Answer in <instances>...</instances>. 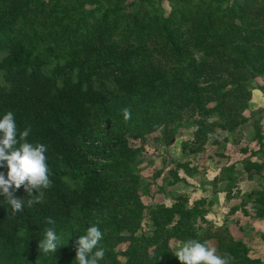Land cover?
<instances>
[{
  "label": "trees",
  "instance_id": "16d2710c",
  "mask_svg": "<svg viewBox=\"0 0 264 264\" xmlns=\"http://www.w3.org/2000/svg\"><path fill=\"white\" fill-rule=\"evenodd\" d=\"M260 80L264 0H0V119L11 111L17 139L30 128L27 142L46 146L52 181L42 203L15 215L0 195V264H77V240L93 225L103 234L98 264H181L170 242L188 240L210 241L230 264H262L226 227L212 230L211 201L177 195L146 206L133 168L144 145L170 146L185 126L187 157L219 147V132L235 144L249 122L264 155V111L250 112L252 91L264 94ZM169 163L170 187L179 170L196 174L183 159ZM0 172L7 177L6 162ZM235 174L229 165L214 179L227 200L238 192ZM15 196L29 198L23 186ZM248 199L264 218V186ZM48 228L57 251L45 254Z\"/></svg>",
  "mask_w": 264,
  "mask_h": 264
},
{
  "label": "rangeland",
  "instance_id": "374dc122",
  "mask_svg": "<svg viewBox=\"0 0 264 264\" xmlns=\"http://www.w3.org/2000/svg\"><path fill=\"white\" fill-rule=\"evenodd\" d=\"M258 83L264 85V80H260ZM260 93L262 94L261 96H264L262 92ZM257 97H258V93H254V99ZM251 99H252V95H251ZM259 108L260 107H255L252 109L250 108V112L258 111ZM261 110H264V108H261ZM249 124L250 122L248 124H245V126L242 129L241 136H239L236 139L235 144H234V140L231 139L230 136L223 135L220 132L218 133L219 144L220 145L223 144L224 147V151L222 152L220 146L218 147L216 145H206L204 152L195 155H189L187 157L188 150L182 146V143L191 139V137H189L190 134L187 131L188 126H185L184 127L185 129L178 131L176 140L172 144H170V146L163 145L160 142L157 143L153 142L144 145L140 153L137 154V156H135L136 162L133 165L135 172L139 176L140 179L139 182L146 189V190L144 189V193L140 191L139 194L142 198V202L146 206H153L158 204L170 205L175 198L174 194L177 192L180 194L182 193L187 194L189 204L200 198L205 197V199H208L212 197V199L215 200V203L213 201L210 212L206 216V220L209 222L210 225L213 226L212 230H215L216 228H220V227H226L228 229V226L235 229V227H237L233 224L236 221L235 219H237L238 222H240L242 221V218L245 217L242 212L243 209L249 213L251 211H252L251 213L254 212L253 203L251 202L252 199H248V195L251 193V191L248 194L245 193L243 194V192H249V190L252 188L249 186L250 185L249 182H248L249 187L246 185L247 183V180L245 179L246 174L248 178H250L252 175L253 176H259V175L253 174L254 172L253 170H249L248 172L243 173L242 176L244 178L238 180L239 182L237 183L238 187L232 189V193L236 194V192L240 188V191H242L241 192L242 195H234V197L227 202L225 200L226 192H224L225 184L223 183L218 184L219 187L218 185L214 186V179L216 178L215 176L220 174V171L223 168H225L224 166L239 162L240 159H242L244 155L248 153V148H246L245 154L242 153L241 149H244V146H248L249 143H251L252 141L251 139L252 133L251 132L248 133L249 132L248 130H250ZM247 136H249V139H247ZM225 138L227 139L226 141L224 140ZM130 144L133 145L134 147L140 146V142L136 140L131 141ZM220 153L224 154L223 157ZM250 157L251 155H249L246 159L248 162L250 161ZM175 158H178L180 160H182L183 158V161H187L190 164V168L196 169V174L194 175L195 177L193 176L194 179L193 177H190L189 179V176L183 173V171L181 170L178 171V174L180 173L181 176H185L190 183L188 184L184 183L180 185L178 188H176V191H174L172 186L170 187V185L167 184V182L172 181V178L171 179L169 178V176H171L169 172L170 169L173 168V165L169 163V161L170 159H175ZM237 168H240V166H238ZM206 169L209 170L207 171ZM212 178L213 181H211L210 184H208L207 182L210 181ZM261 181H259V183L257 184L256 188L258 190H261V188L264 186V181L262 182ZM214 190L216 192V195L212 196ZM210 192L212 193V195ZM252 198H254V196ZM234 206L238 207L237 209L238 215H236L237 218L235 214L233 216H229L230 215L229 211ZM226 222L228 223V226ZM148 226L149 224L147 223L146 219L141 222V227H143L144 229H147ZM228 231L230 233L229 229ZM230 235L232 236L231 233ZM242 242L247 246L250 252V247H251L250 242L248 240ZM248 244L250 247L248 246ZM170 245L171 247L172 246L178 248L180 247L179 243H176L174 241H171ZM126 246L127 244H121L117 248L123 250ZM249 255L250 254L248 253V257L250 259H253V257Z\"/></svg>",
  "mask_w": 264,
  "mask_h": 264
},
{
  "label": "clouds",
  "instance_id": "9594fccd",
  "mask_svg": "<svg viewBox=\"0 0 264 264\" xmlns=\"http://www.w3.org/2000/svg\"><path fill=\"white\" fill-rule=\"evenodd\" d=\"M125 121L131 118L128 109L123 110ZM30 128L19 133L17 139V127L14 115L11 111L7 112L0 119V167L8 169L7 177L0 172V195L6 198L10 205V212L15 215L23 211L24 204L29 206L33 203H42L43 191L52 185L48 176L45 152L46 146L36 144L35 146L27 142ZM19 144V147L16 145ZM23 186L28 193L25 200L15 196V191ZM35 191V195H33ZM38 193V194H37ZM47 223L54 224L50 218ZM103 234L98 226L88 227L86 234L77 240L75 260L77 264H98L105 256L103 248H98ZM58 237L54 228L45 230V239L40 241L39 249L43 253H55L57 251ZM95 250V251H94ZM174 255L181 264H230V257H221L216 254V247L210 242L204 243L196 240H188L177 248Z\"/></svg>",
  "mask_w": 264,
  "mask_h": 264
},
{
  "label": "crops",
  "instance_id": "0c3cea01",
  "mask_svg": "<svg viewBox=\"0 0 264 264\" xmlns=\"http://www.w3.org/2000/svg\"><path fill=\"white\" fill-rule=\"evenodd\" d=\"M254 93H258V97L255 98V99H254ZM261 95L262 94L260 93V91L253 90L252 99L250 101V108L251 109L255 108V107H260L259 110H261V108H264V96H261ZM261 122H262L261 125L264 128V118H263V120ZM248 131H249L248 133H250V132L252 133L251 134V139H253V131H252V129L250 128V130H248ZM262 132H263V143L262 144L264 146V130ZM247 139H249V136H247ZM220 147H221V152L224 151L223 144L220 145ZM244 148H248V153H246V154L243 153L245 155H244V157L242 159H240L239 162L229 164V165H234L235 166L236 174L234 175V177H237V180H239L241 178L242 179L244 178L242 176V174L245 173L246 171L243 170L241 163H243V160H246L249 155H251V157H250V162L251 163L255 164V162H256L258 165L264 164V155L258 152V145L257 144H255V143H253L251 141V143H249L248 146H244ZM220 154L223 157L224 154H222V153H220ZM175 159H178V158H175ZM229 165H226L224 167H227ZM238 166H240V168H237ZM207 167H208V165H207ZM206 170L208 171L209 169H206ZM253 171H254L253 174H258L259 176H253L252 175L253 176V179H252V176L250 178H248L247 174H246V178H245L247 180L246 185L248 186L249 183H250L249 186L252 187V188L249 190V192H243V194L244 193L248 194V193H250V191L252 192L254 190H257L256 187H257V184L259 183V181H261V180L264 181V168H262L261 172H257L255 170H253ZM179 176L182 178V180H181V182L175 184L174 185L175 187L172 186L174 191H176V188H178L180 185H182L184 183H186V184L190 183L185 176H181L180 173H179ZM218 176H219V174L217 176H215V177H218ZM194 177H193V179H194ZM185 178H186V180H185ZM213 178L210 181H208L207 183L210 184V182L213 181ZM189 179H190V177H189ZM244 182H246V181H244ZM218 184H221V183H218ZM218 187H219V185H218ZM237 187H238V185H237ZM214 192H215V190L213 191V195L210 192L212 196L216 195V192L215 193ZM241 192L242 191H240V188H239V190H238L236 195H242ZM174 195L175 196H177V195H185L188 198L187 194H184V193L180 194V193L177 192ZM207 200H210L212 202V204H213V201L215 203V200H213L212 197L208 198ZM225 200H226V202L230 201V200H227L226 198H225ZM233 208H236L235 209L236 211L231 212V210H233ZM251 208H252V206H251ZM237 209H238V207H236V206L232 207L230 209V211H229V214H230L229 216H233L234 214H235V216L238 215L237 214L238 213ZM242 212H243V215L245 216L244 218H242V221L238 222V220L235 219L236 221L233 223L235 226H237V227H235V229L237 231L235 229H233L232 227H229L228 223L226 222L227 226H228V229L230 230V233L232 234V237L235 240H237V241L248 240L250 242V244H251V247L248 244V246L250 247L249 254L251 255V257H253V259H259L262 262V264H264V218H255L254 217V213H251L252 211L249 213V212H247L246 210L243 209ZM236 218H237V216H236Z\"/></svg>",
  "mask_w": 264,
  "mask_h": 264
}]
</instances>
